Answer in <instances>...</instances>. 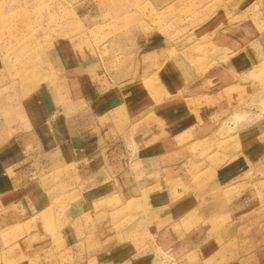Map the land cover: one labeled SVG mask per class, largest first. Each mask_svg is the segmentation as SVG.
Returning <instances> with one entry per match:
<instances>
[{
	"label": "crops",
	"instance_id": "obj_1",
	"mask_svg": "<svg viewBox=\"0 0 264 264\" xmlns=\"http://www.w3.org/2000/svg\"><path fill=\"white\" fill-rule=\"evenodd\" d=\"M221 12L116 69L59 48V87L0 66V264H264V240L234 247L264 225V115L233 123L264 103V32Z\"/></svg>",
	"mask_w": 264,
	"mask_h": 264
},
{
	"label": "rangeland",
	"instance_id": "obj_2",
	"mask_svg": "<svg viewBox=\"0 0 264 264\" xmlns=\"http://www.w3.org/2000/svg\"><path fill=\"white\" fill-rule=\"evenodd\" d=\"M251 1L0 0V66L28 90L40 84L59 87L63 81L57 69L65 64L58 60L59 48L67 49L72 59L76 55L85 61L86 55H93L99 65L116 69L120 56L131 50L141 35L157 31L178 38L219 8L221 18L228 23L231 12L241 13V18L234 17L230 23L240 25L243 32L246 28L250 32V27L245 26L247 10V15L253 17L255 34H260L264 32V0H255L254 4ZM258 98V102L263 101ZM252 111L264 115V103L239 110L241 116L233 118L236 129L251 121L252 117L246 120L244 115ZM263 188L259 185L257 192ZM129 208L127 205L126 211ZM134 220L127 218L125 223L129 226ZM263 227L261 220L241 227L234 247L250 249L261 243ZM134 235L142 242L146 238L143 234ZM169 255L158 250L155 264H169Z\"/></svg>",
	"mask_w": 264,
	"mask_h": 264
}]
</instances>
